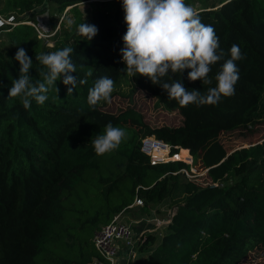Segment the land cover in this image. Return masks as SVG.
<instances>
[{
  "label": "trees",
  "instance_id": "trees-1",
  "mask_svg": "<svg viewBox=\"0 0 264 264\" xmlns=\"http://www.w3.org/2000/svg\"><path fill=\"white\" fill-rule=\"evenodd\" d=\"M93 2L104 4L83 18L79 5ZM44 3L63 14L51 45L25 22L35 21L22 16ZM195 11L215 29L225 55L212 66L211 83L189 81L190 69L173 79L206 94L236 44L245 58L236 61L235 93L215 105L181 107L137 75L138 88L181 116L179 124L149 127L133 108L112 114L103 110L106 102H87L97 79L116 83L125 72L122 0H0V14L21 22L7 26L0 40V264H88L98 258L95 230L125 212L135 194L143 201L134 207L136 217L164 200L173 203L159 242L149 232L137 247L146 252L139 264H238L249 251H264V140L228 153L218 140L221 133L264 121V0H219ZM64 16L74 21L71 27L63 29ZM84 22L98 29L91 41L77 34ZM21 47L33 61V82H42L46 71L36 55L73 48V92L61 78L43 105L31 99L25 109L19 98H8L20 75L15 54ZM109 122L127 137L117 150L97 156L92 141ZM144 136L186 148L193 165L207 168L211 184L195 185L174 173L180 162L151 164L139 150Z\"/></svg>",
  "mask_w": 264,
  "mask_h": 264
},
{
  "label": "clouds",
  "instance_id": "clouds-1",
  "mask_svg": "<svg viewBox=\"0 0 264 264\" xmlns=\"http://www.w3.org/2000/svg\"><path fill=\"white\" fill-rule=\"evenodd\" d=\"M124 23L127 30L123 35L124 47L121 56L126 65L125 72L129 77L137 75L147 77L152 84L159 85L168 95L169 100L176 101L181 107L190 104L215 105L221 97H229L235 93V84L239 79V69L236 61L243 56L238 45L233 44L229 50L230 58L221 65L216 74V86L201 94L198 90H187L183 84L173 77L188 72L191 82L200 80L211 83L209 73L212 66L224 58L220 48L219 37L211 25L201 21L195 9L185 0H122ZM74 24L68 20V26ZM95 25L81 23L77 26V34L88 41L97 34ZM73 48L65 47L47 54L36 55V61L46 68L41 72L43 81L33 82L29 70L33 66L32 59L24 48H18L15 60L20 65L18 79L12 81L8 98H19L25 109L30 108L31 99L38 105H43L48 99L46 93L50 86L56 87V81L63 78V83L69 86L71 94L76 87V66L71 59ZM168 77L173 82H164ZM83 83V81H81ZM58 92V89L56 87ZM115 91V82L107 76L96 80L94 87L89 89L87 102L95 107L100 102H111ZM123 128L114 127L109 122L103 131L92 141L95 154L102 156L119 148L126 139Z\"/></svg>",
  "mask_w": 264,
  "mask_h": 264
},
{
  "label": "rangeland",
  "instance_id": "rangeland-1",
  "mask_svg": "<svg viewBox=\"0 0 264 264\" xmlns=\"http://www.w3.org/2000/svg\"><path fill=\"white\" fill-rule=\"evenodd\" d=\"M218 1L219 0H185V2L194 9H198L202 6H215ZM259 1L261 0H258V2ZM103 4L104 2L83 3L79 5V9L81 10L83 18H87L94 8H100ZM22 16L31 17L33 21H35V27L40 32L39 36L47 45H51L53 33L58 32L62 27L58 25V23L63 14H58L53 4L44 3L42 6L27 12ZM68 20L67 16H64L61 20L62 23H64L63 29L67 27ZM3 34V32H0L1 41L4 39ZM102 108L104 111L112 114H116L125 108H133L142 115L143 120L149 127H153L155 125L172 126L179 124L181 121V116L175 109H167L165 106L158 103L156 99L150 96L147 92L138 88L135 85V77L127 76L126 72H124L115 83V91L112 93L111 102H106ZM218 140L227 153L232 150L260 142L264 140V121H260L244 128H237L221 133ZM183 153L184 151H180V156L183 155ZM202 181L204 182V179H202ZM87 200L88 198H86V201ZM154 207L156 208L155 211H153ZM172 208L173 203L167 199L154 204V206L150 209V216L149 214H147V216L159 217L157 214L160 213V211H163L166 217V214L168 212L170 213ZM137 212V209L129 208L122 214L135 213L133 216H130L135 217ZM161 232H166V226L161 227ZM138 253V249H136L130 261H137L139 258L136 257V254ZM138 256L143 258L144 254H138ZM263 261L264 251L257 248L249 251L238 264H263Z\"/></svg>",
  "mask_w": 264,
  "mask_h": 264
},
{
  "label": "built area",
  "instance_id": "built-area-1",
  "mask_svg": "<svg viewBox=\"0 0 264 264\" xmlns=\"http://www.w3.org/2000/svg\"><path fill=\"white\" fill-rule=\"evenodd\" d=\"M25 22L32 25L38 36L40 35V32L31 21ZM18 23L21 22L16 20L13 14H0V32L4 31L7 26H14ZM139 150L148 156L151 164L180 162L182 166L174 173H180L188 182L199 186L211 184L206 175L207 168L198 169L193 165L192 157L186 148L170 146L153 136H144L140 139ZM180 151H184L181 156ZM202 179H204V182ZM142 204V199L135 194L131 203L125 209L139 207ZM121 214L114 215L108 223L100 226L93 233L91 241L98 258L91 259L88 264H128L145 234L153 232L156 228L166 226L170 216L169 214L161 218L148 217L145 214L139 216L133 223L144 224V229L135 235L133 224L122 220L120 218ZM122 260L123 262H121Z\"/></svg>",
  "mask_w": 264,
  "mask_h": 264
},
{
  "label": "crops",
  "instance_id": "crops-1",
  "mask_svg": "<svg viewBox=\"0 0 264 264\" xmlns=\"http://www.w3.org/2000/svg\"><path fill=\"white\" fill-rule=\"evenodd\" d=\"M135 213H129V214H121L120 215V218L126 222H130L133 224V230L135 232V235H137L139 233L140 230L144 229V224H134L133 222L136 221V219H138V217H130V216H133ZM169 214V212L167 213ZM166 214V216H167ZM147 215V214H145ZM160 218L161 217H165V213L163 211H160V213L157 214ZM150 216V214H149ZM155 236V241H154V244L158 243L159 240H160V237L161 235L163 234V232H161V227L160 228H156L153 232H152ZM139 252V251H138ZM135 253V252H134ZM138 254H144V257L143 258H140L138 256ZM138 254H136V257H138L139 259L137 261H129L128 264H139L140 262H143L145 260V257H146V252H139ZM121 260V258H120ZM123 262V260L121 261Z\"/></svg>",
  "mask_w": 264,
  "mask_h": 264
}]
</instances>
